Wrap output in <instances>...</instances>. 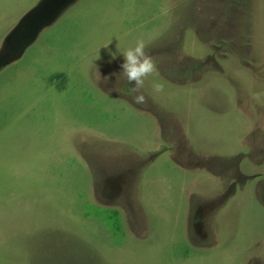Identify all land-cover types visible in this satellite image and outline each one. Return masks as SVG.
Returning <instances> with one entry per match:
<instances>
[{"label": "rangeland", "instance_id": "rangeland-1", "mask_svg": "<svg viewBox=\"0 0 264 264\" xmlns=\"http://www.w3.org/2000/svg\"><path fill=\"white\" fill-rule=\"evenodd\" d=\"M204 1L0 0V264H264V0Z\"/></svg>", "mask_w": 264, "mask_h": 264}, {"label": "clouds", "instance_id": "clouds-1", "mask_svg": "<svg viewBox=\"0 0 264 264\" xmlns=\"http://www.w3.org/2000/svg\"><path fill=\"white\" fill-rule=\"evenodd\" d=\"M112 58L122 56L123 60L120 64V73L129 85V95L135 104H143L146 101L144 94V85L148 77L156 71V64L153 58L146 51V44L143 39L137 40L133 47H129L124 51L112 53ZM152 89L156 93L164 90L162 83L153 81Z\"/></svg>", "mask_w": 264, "mask_h": 264}, {"label": "crops", "instance_id": "crops-1", "mask_svg": "<svg viewBox=\"0 0 264 264\" xmlns=\"http://www.w3.org/2000/svg\"><path fill=\"white\" fill-rule=\"evenodd\" d=\"M213 1V0H212ZM214 1H216V0H214ZM209 2L211 3V0H209ZM207 0H205L204 2H201V4L200 3H198V6H196V11H195V16H196V14H197V12L199 11V9H200V7H199V5L200 6H202L204 3H206V4H204L203 5V8H205V9H209V10H212V8L211 7H209V8H207L208 6H206L208 3H209ZM216 3H217V1H216ZM39 7H41L40 5L39 6H37L36 7V10H35V12H37V16H40L41 15V12H43L42 10H39V9H37V8H39ZM214 11H215V9H214ZM217 11V10H216ZM215 11V12H216ZM195 22V21H194ZM193 22V23H194ZM214 25H212L211 23L208 25V24H205V28H204V30H206V31H214V30H216V28L214 27V28H212ZM243 25L242 24H240V23H237V24H235V27L233 28V25H231V26H229L228 27V25H224V27L221 29V30H223V32H226L227 30H230V31H233V30H236V31H240V29H242L243 30ZM195 30V29H194ZM196 31V30H195ZM196 33H198V31H196ZM225 34V33H224ZM223 34V35H224ZM222 35V36H223ZM217 37V36H216ZM224 37V36H223ZM220 38V41L221 42H229L230 41V38L229 37H227V34H225V38ZM224 44H226V43H224ZM222 77V76H221ZM222 78H224V77H222ZM228 81V80H227ZM216 89V93L214 94H211V99H214V100H216V101H218L219 100V93L222 91V92H224V93H228L227 91H228V89L229 88H225L226 90H223V89H217V88H215ZM208 91H212V88H210ZM226 95V94H225ZM222 100H224L223 98H221ZM225 100H227L228 101V97L225 99ZM247 137V136H246ZM244 139H245V134H243L242 135V137H241V140H242V142L244 141Z\"/></svg>", "mask_w": 264, "mask_h": 264}, {"label": "trees", "instance_id": "trees-1", "mask_svg": "<svg viewBox=\"0 0 264 264\" xmlns=\"http://www.w3.org/2000/svg\"><path fill=\"white\" fill-rule=\"evenodd\" d=\"M55 77L62 78V75H56ZM110 214H111L112 218H114V216H117V212L116 211L115 212H111Z\"/></svg>", "mask_w": 264, "mask_h": 264}]
</instances>
